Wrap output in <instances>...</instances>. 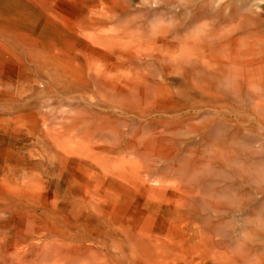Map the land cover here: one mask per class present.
Masks as SVG:
<instances>
[{"label": "rangeland", "instance_id": "374dc122", "mask_svg": "<svg viewBox=\"0 0 264 264\" xmlns=\"http://www.w3.org/2000/svg\"><path fill=\"white\" fill-rule=\"evenodd\" d=\"M158 1L0 0V241L5 238L0 242V254L6 256L13 249L25 248L28 242H15L14 238L29 226L40 233L38 240L57 234L59 239L66 236L72 247L81 238L103 236L107 249L101 253L110 260L118 251L119 264H264V194L260 193H264V168L259 170L263 178L256 171L261 163L264 167V157H260L264 154V131L256 124L250 129L254 122H244L248 123L246 134L241 133L246 137L234 136V143L239 145L232 142L235 150L245 141V148L238 147L237 154L233 149L231 152L236 159H242L241 165L235 159L234 166L226 164L233 160L230 157L224 163L219 159L215 169H209V173L207 170L202 178L196 176L197 181L202 180L199 188L206 185L203 189L207 190H197L196 185L191 192L199 193L195 199L200 203L205 198L209 204L220 201L215 203L219 209L224 205L217 211L210 209L212 212L209 206H203L205 217L214 213L209 223H214V229L204 219L194 222L185 213L182 203L188 191L181 189L188 184L180 180V171L174 174L164 168L165 163L149 159L153 165L162 166L160 171L158 168L150 173L151 177L145 171L148 161L144 157L109 149L99 139L84 137L86 120L79 114L107 110L104 94L86 84L88 76L101 71L110 78L112 65L122 63L116 56L140 55L142 67L148 69L158 64L151 65L149 56L166 55L162 52H166L164 37L168 38L164 30L173 13L168 0ZM251 3L253 10L259 8L257 12L264 15V0ZM126 70L118 69L123 74ZM57 79L74 82L77 95L70 97ZM257 131L263 133L262 138ZM202 146L197 152L205 156L209 146ZM244 149L250 153H240ZM257 150L260 153L255 157L251 153ZM241 154L244 158L250 154V159L241 158ZM252 159L257 168L244 171L245 167L240 166L253 165L249 161ZM218 162L222 167L227 165L226 169L219 168ZM184 173L191 176L189 170ZM235 173L245 178L240 180ZM162 174L164 178H160ZM201 192L209 198H202ZM93 205L98 206V211ZM201 223L210 233L197 230L196 226L202 228ZM85 244L93 247L91 241ZM95 246L96 250L100 247Z\"/></svg>", "mask_w": 264, "mask_h": 264}, {"label": "bare ground", "instance_id": "6f19581e", "mask_svg": "<svg viewBox=\"0 0 264 264\" xmlns=\"http://www.w3.org/2000/svg\"><path fill=\"white\" fill-rule=\"evenodd\" d=\"M252 1L254 2V0L166 1V3L168 2L170 4L172 8L171 12L173 13V15H171L172 20L169 19L171 21L169 22L170 25L168 23L169 26L167 25L164 30L168 38L162 36L166 43V52H162L166 53V55L161 58H151L149 56L148 59H151L149 60L151 65L154 62L158 64L152 67L149 66L150 68L148 69L142 67V58L138 57L140 55L137 57L125 55L124 53V55L121 56L115 55L116 59L120 57L122 63L120 62L121 65H112L109 69L111 73L110 78H105V73L101 71H94L88 76V83H86L96 92L104 94V98L106 99L105 107L107 110H88L87 114H79L82 119L86 120V122L83 121L84 126L82 128L84 137L89 139L93 138V140L99 139V141H97H102L103 144L102 142L100 144L104 145L106 148L123 150V152L131 151L134 155H138V158H140V156L141 158L144 157V159L148 161L145 164V171L147 170L148 174L157 171L158 168L160 171L159 165L161 166V164L153 165L152 161L149 162V159H154L156 162L159 161V163L163 162V165L165 163L166 166L168 163V167H163L165 169L170 168L168 170L174 171V174L175 170L177 172L180 171V180H185L184 182L187 181L186 184H188L185 186V189L184 187L182 188V186L181 189L179 184L181 190L188 191L187 199L183 197L186 201L184 200L182 203V206L185 205L183 208L186 211L185 213L190 215L194 222L195 220L204 219L205 221H202L206 222V225H209V228L211 226L213 229L214 220L211 221L213 225L209 223L214 213L212 215L208 214L205 217V213H203L205 207L203 206L206 205L207 208L209 206V210L217 211V204L220 201L216 202L215 200L217 204H212L211 202L209 204L208 200L204 201L205 198L203 201L201 199L202 203H199L198 200L195 199L196 194L191 193L194 192L195 186L197 185V190L202 189L201 191H203V188L206 186L202 184V186H204L200 189L198 182L202 180L197 181V179L199 180L197 177L200 176V178H202L201 176L207 174V170L209 173L211 169H215L217 160L219 161V159L224 163L232 158L233 160H230V162L228 160V163H226L231 166L232 164L233 166L237 164L238 161L239 163L242 161V159H236L237 155L233 157L234 152L231 154L233 149L232 144L235 142L234 136L238 137V134L241 136L246 134L245 130L247 127H245V125L248 126V121L254 122L250 124V129L256 124L258 127L262 128V132L264 131V15H261L259 11V13L257 12L259 9L257 7V9H255L256 11L252 9L254 6H252ZM165 34L163 33V35ZM123 63L125 66H122ZM158 65L159 67L157 68ZM122 67L127 69L126 74L118 71V69ZM57 83L61 88L69 92L68 94L70 97L77 95V93L74 94V91L77 92V89L73 87L74 82L66 79H57ZM200 117L202 119L198 120ZM246 121L248 123L245 124L244 122ZM253 129H255V126ZM243 131L245 132L244 135H242L244 133ZM261 131L257 132L261 133ZM249 133L252 134L251 131ZM262 135L263 133L260 134L261 138ZM250 136L251 135L248 137ZM250 138L252 139V136ZM255 140L257 141L256 138ZM240 141L242 142V140ZM243 143H245V141ZM234 144H237V142ZM202 145H208L209 149L207 150L206 146L205 151L207 150L210 152L206 153ZM237 145L236 147L234 145L237 149H233L236 154L240 151ZM242 145L240 144L241 148L246 147H242ZM201 147H203L202 152H205V156L199 154ZM197 149H199L198 152ZM260 149L263 150L262 148ZM244 150L245 151L241 150L242 152L240 153H250L246 151V149ZM260 151L258 152L257 150L251 154H254L253 156L256 157L255 153H260ZM229 153L232 156H229ZM249 155L250 154H248L246 158H248ZM263 155L260 157H264ZM242 156L241 154V158ZM244 157L245 155L243 158ZM250 157L252 158V155ZM246 158L244 159L246 160ZM234 159L237 163H235ZM133 160H131L132 164L135 163ZM145 160L144 163L146 162ZM249 161L250 164H253L251 163L253 159ZM137 162L139 163L140 160ZM246 163L249 164V162ZM241 164L242 163H240V165ZM261 164L263 165V163ZM219 166H221V164L218 162V167ZM223 166L225 167V165ZM261 166H259V169L254 164L251 166L245 164V166L242 165L240 167H245L246 169L244 168V171L249 167L257 168L258 170L256 169V171H258V173L260 172V176V174L262 175V168H264ZM252 168L248 169L251 173L253 172ZM260 168L261 171H259ZM161 169V173H165V169ZM239 169L238 167V170ZM185 170H189L191 176H184ZM241 170L242 169H240V171ZM242 172L239 173L243 174ZM251 173L249 175H251ZM258 173L256 174L257 176ZM235 175H238L240 180L241 178H245L241 177L238 173H235ZM163 176L162 174L160 178H164ZM249 177L251 178V176ZM260 177L263 178V176ZM260 177L259 179H261ZM191 179L195 181V183H193V181L190 182ZM242 180L245 181L246 179ZM181 181L179 182L181 183ZM208 181L206 180L205 182ZM259 183L260 182H258V184ZM205 184L208 185V183ZM205 190L203 192H205ZM210 192L211 194L214 192L213 186ZM210 192L208 191L207 193ZM240 192L242 193V191ZM258 192L260 191L258 190ZM260 193L264 194L262 190ZM202 194L201 192L203 198L205 194ZM206 196L209 198L208 195ZM197 206H202V208H199L202 213L198 211L199 209H197ZM222 207H220V209ZM207 208L205 211H207ZM93 209L98 211L99 208L93 205ZM183 209L181 211L184 212ZM220 209L218 208V210ZM211 210L209 212H212ZM178 214L181 215L182 212ZM196 223L197 225L199 224L197 221ZM221 223L219 222V224ZM203 224L201 223L202 228L206 226L205 223ZM219 224L217 225L219 226ZM196 227L199 232L206 230L204 228L202 230L200 225ZM206 232L208 233L209 231L206 230ZM39 235V232L27 226L24 232L19 234V237L16 236V238H14L15 240L13 239L15 242H17L18 239H24L28 242V244H26L27 246L21 249V251H14L13 249V252L6 256L5 254H0V264H119L117 259L118 251L110 260H108L105 254L101 253L103 249H107L103 236L81 238L77 241V245L72 247L73 245L67 242L68 238L66 236L63 237V239H59L58 235L55 234L52 238H48L49 240H38L40 237ZM4 239L3 236V241ZM34 239L35 241H32ZM86 241H91L93 247L87 246L85 244ZM15 242H13V244ZM95 244L100 246L97 248L98 251L94 248L96 247ZM112 246L114 250L118 248L117 244L114 242H112Z\"/></svg>", "mask_w": 264, "mask_h": 264}]
</instances>
